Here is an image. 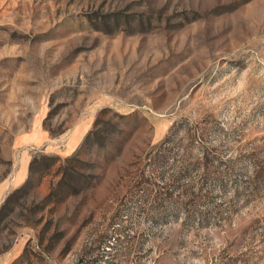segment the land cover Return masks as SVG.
Segmentation results:
<instances>
[{
    "label": "rangeland",
    "instance_id": "obj_1",
    "mask_svg": "<svg viewBox=\"0 0 264 264\" xmlns=\"http://www.w3.org/2000/svg\"><path fill=\"white\" fill-rule=\"evenodd\" d=\"M34 156L0 264H264V0H0V206Z\"/></svg>",
    "mask_w": 264,
    "mask_h": 264
},
{
    "label": "trees",
    "instance_id": "obj_2",
    "mask_svg": "<svg viewBox=\"0 0 264 264\" xmlns=\"http://www.w3.org/2000/svg\"><path fill=\"white\" fill-rule=\"evenodd\" d=\"M221 132H223V131H221ZM199 139H200V137H199ZM170 144H172V143H171V141H170V139L168 137H166L165 139H163L158 144V146H157L158 151L157 152H161L162 155L159 156V159L160 160L157 159L158 160V163L157 164H159L161 161L164 160V161H166V163H164V164H165V166H167L168 159H172V157L169 158V156H168L170 154V152H171L170 151V148L168 147V146H170ZM36 159H37V156H34L32 158V160H31V162H30V165H29V175H28V178L25 180V182L19 188H17L14 192H12L11 194H9L6 197V199L3 201V203L1 204V206H0V238L5 234V232L8 229V225L5 224L4 222H5V219H6L7 215L12 211V206H13V203L15 202V197L21 191H23L25 188L29 187V185L31 184V176H32V173H33V167H34V164L36 162ZM48 159L55 160V158H53V157H50ZM213 162L214 161L211 160V162H209V164L211 165V164H213ZM184 168H187V167H184ZM180 169L181 168H178L177 169L178 172H175L174 168L173 169L171 168L167 172H165L164 175H167L166 178L171 179V180H174L175 179V176L179 172H181ZM229 170L230 171H228L227 173H224V174L220 175L219 178L225 179V178L229 177L231 175V173H232L231 169H229ZM182 171H183V169H182ZM162 175H163V173H162ZM185 177H183V179ZM208 187H209V185L206 183L205 187H203V188L209 189ZM166 188L167 189L169 188V189H172V190H176L179 187L176 186V185H174V184H172V185H168ZM203 188L195 189V187H193L191 185L187 186V188L185 189L186 190V193L189 196L193 197V200L191 202L192 204L187 205V207H184L182 210H184V212H187L189 214L192 213V214H194L196 217H198L200 219L209 218V213H212V215L217 216V214H219V211L217 210V208L216 209H213L212 211L206 212V213H201V212H198V211L195 210V206L193 205V203L200 204V203L207 202L209 200V194L210 193L208 191H205L203 194L198 192L197 194H199V195H196V194L191 193V190L195 189V190H198V191L199 190L203 191L204 190ZM243 189H246V188L243 187L242 190ZM136 201H137L136 199H135V201H129V204H131V203L132 204H135ZM141 203H142V201H141ZM120 213H121V215L123 213H126V209L123 210V211H121ZM9 248H10V246L9 247H0V254L3 253V252H6ZM94 262H97V261L94 260Z\"/></svg>",
    "mask_w": 264,
    "mask_h": 264
}]
</instances>
